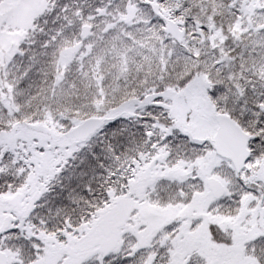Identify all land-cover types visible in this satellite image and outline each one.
<instances>
[{
  "label": "snow or ice",
  "instance_id": "obj_1",
  "mask_svg": "<svg viewBox=\"0 0 264 264\" xmlns=\"http://www.w3.org/2000/svg\"><path fill=\"white\" fill-rule=\"evenodd\" d=\"M0 264H264V0H0Z\"/></svg>",
  "mask_w": 264,
  "mask_h": 264
}]
</instances>
